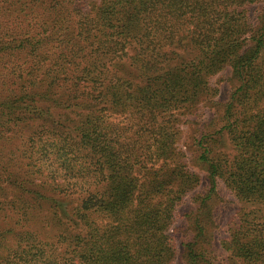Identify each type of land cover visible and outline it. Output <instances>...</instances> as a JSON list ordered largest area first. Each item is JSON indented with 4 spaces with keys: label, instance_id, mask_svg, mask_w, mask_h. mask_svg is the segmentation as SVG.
<instances>
[{
    "label": "trees",
    "instance_id": "1",
    "mask_svg": "<svg viewBox=\"0 0 264 264\" xmlns=\"http://www.w3.org/2000/svg\"><path fill=\"white\" fill-rule=\"evenodd\" d=\"M227 69L197 202L232 191L226 264H264V0H0V264H175L177 143ZM202 213L186 264H219Z\"/></svg>",
    "mask_w": 264,
    "mask_h": 264
},
{
    "label": "rangeland",
    "instance_id": "2",
    "mask_svg": "<svg viewBox=\"0 0 264 264\" xmlns=\"http://www.w3.org/2000/svg\"><path fill=\"white\" fill-rule=\"evenodd\" d=\"M230 70L227 69L214 78V84L219 87V92L210 99L211 101L207 100L201 103L196 113L188 117L189 120L185 118L182 133L177 143L178 150L182 152L185 162H189L192 169L202 174L203 182L191 191L177 208L176 222L172 230L176 238L179 255L175 264H186L185 244L193 237L195 233L194 223L197 218H201L198 217L201 212H203L202 215H205V217L207 215L209 218L207 222L202 218V222L207 223V235L213 242L211 248L213 255H217L219 264H226L228 260V254L220 248V239L225 234V224L234 212L240 209L242 204L232 191L221 184L206 206L199 205L197 199L207 192L208 179L207 172L200 163L202 147L198 144L196 137L199 138L203 135L202 138H206L204 139L205 142L212 143L213 141H210L211 135L216 140V153L223 154V151H225L230 155L233 154V147L227 134L219 132L223 125V109L231 93L238 86V82L234 79Z\"/></svg>",
    "mask_w": 264,
    "mask_h": 264
}]
</instances>
